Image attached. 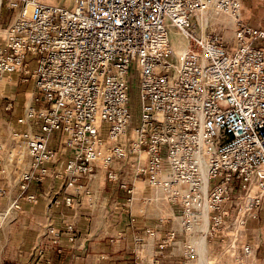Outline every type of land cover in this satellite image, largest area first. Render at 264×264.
Instances as JSON below:
<instances>
[{
  "label": "built area",
  "instance_id": "1",
  "mask_svg": "<svg viewBox=\"0 0 264 264\" xmlns=\"http://www.w3.org/2000/svg\"><path fill=\"white\" fill-rule=\"evenodd\" d=\"M244 1L0 0V11L15 12L0 36V72L37 89L27 128L12 131L13 149L0 163L2 179L9 166L18 172V194L0 211V232L23 200H38L33 186L50 177L63 182L51 207L72 206L81 189L91 197L88 182L100 166L131 203L136 187L114 163L132 160L133 175L178 210V228L160 248L182 234L181 263L195 260L192 234L207 213V238L222 242L234 264H249L248 223L264 224V27L245 21ZM213 14L231 17L232 41L211 28ZM171 28L187 39L180 52ZM132 79L140 105L135 124ZM44 234L61 254L60 238L74 241L77 228L49 222ZM37 251L44 256L43 246Z\"/></svg>",
  "mask_w": 264,
  "mask_h": 264
},
{
  "label": "crops",
  "instance_id": "2",
  "mask_svg": "<svg viewBox=\"0 0 264 264\" xmlns=\"http://www.w3.org/2000/svg\"><path fill=\"white\" fill-rule=\"evenodd\" d=\"M258 1H244L242 17L251 25L264 27V22L251 19V14L255 17L260 13L258 5H253ZM231 20L227 23L232 24ZM36 92L33 81L22 82L17 73L0 72L1 163L6 162L3 147L13 144L12 131L27 128L26 111ZM64 155L67 153H63L61 165ZM8 169L5 178L0 175V187L6 188L5 194L0 195V211L6 209L18 194L15 186L18 172L13 166ZM130 183L135 185L136 194L128 203L126 193L108 180L106 182V176L97 170L88 182L91 197L81 189L80 193L73 192L75 203L72 206L61 204L52 207L51 198L62 191V180L50 177L45 183L34 185L32 190L37 193L38 200L34 203L23 200L22 209L9 216L0 232V264H46L45 258L53 264H159L157 260L162 264H187L181 263L186 236L179 235L168 248L159 247L167 232L178 228V210L159 192L149 188L146 182L135 180ZM49 222L59 228L72 223L77 228L74 241H69L66 236L60 238L61 254L56 253V247L45 237ZM260 222L251 219L248 228L255 229ZM147 230L156 231V236H150ZM40 246L45 248L43 257L37 251ZM33 253L34 259H38L36 263L29 262Z\"/></svg>",
  "mask_w": 264,
  "mask_h": 264
},
{
  "label": "rangeland",
  "instance_id": "3",
  "mask_svg": "<svg viewBox=\"0 0 264 264\" xmlns=\"http://www.w3.org/2000/svg\"><path fill=\"white\" fill-rule=\"evenodd\" d=\"M41 1L48 3V4H64V0H41ZM253 5L254 6L258 5L260 13L255 12L256 13L255 17L251 14V19L257 22L259 21L264 22V0H260L258 1V4L254 3ZM71 6L69 7L71 8ZM14 17H15V12L9 11L5 7L1 9L0 11V36L1 37H4L6 33V28L8 24L13 20ZM201 18H204V16H201ZM209 18H210V15L209 16L207 15V20ZM227 20L228 21L231 20V17L229 15L213 14L210 18L211 28H213L216 31H220L221 33L224 34L225 38L228 41H232L233 32H234V24L233 23L228 24ZM195 21L196 20H193V23H195ZM231 21L233 22V20ZM170 40H171V44L174 50H177L180 47L184 48L187 45V39L182 34H180L176 28L170 29ZM171 60L177 61L178 60L177 55L174 54L171 57ZM131 100H132V111H133L132 124H135L139 120L140 105H139L138 87L133 79H132ZM10 149H13V144L9 145L8 147H3L2 150L6 153L4 154L6 157L9 154ZM131 161L132 160H128V161L116 160L114 163V167H116L119 170V172L122 175V178L125 181L131 182V181L139 180L142 182H146L145 179H143L142 177H136L135 175H133L132 170H131ZM5 163L3 162V165H5ZM13 169L15 170V166H13ZM98 170L99 171L101 170L103 172V175L106 176L107 169L105 167L101 166L98 168ZM11 173L12 175H14L13 171H11ZM13 177H15V175ZM106 182H107V176H106ZM170 225L173 226V224H170ZM205 225L207 227V230L205 232V236L203 239L202 233L204 231ZM247 229L248 230L245 232L243 238L247 243L253 246V250H254L253 255L248 260V263L249 264H264V259L262 257V244L264 243V224L260 222L255 227V229H252V228L251 229L247 228ZM207 232H208V217L206 219L204 216L203 220H201L200 223L196 225L195 230L192 234V238L195 239L196 249L199 255L195 260L189 261L187 264H234V258H232L230 255L224 252L222 242L210 241V239L207 238ZM182 254H183V251H182ZM30 260L29 262H34V263L38 261V259H36L37 261L34 259V253L32 255V261ZM21 264H27V263H21Z\"/></svg>",
  "mask_w": 264,
  "mask_h": 264
},
{
  "label": "bare ground",
  "instance_id": "4",
  "mask_svg": "<svg viewBox=\"0 0 264 264\" xmlns=\"http://www.w3.org/2000/svg\"><path fill=\"white\" fill-rule=\"evenodd\" d=\"M178 49H179V50H178ZM178 49H177V51L180 52V51L183 49V47H182V48L180 47V48H178ZM204 216H205V218L207 219V217H208V216H207V213H206ZM206 230H207V227H206V225H205V227H204V231H203V233H202V238H203V239H204V236H205V232H206Z\"/></svg>",
  "mask_w": 264,
  "mask_h": 264
}]
</instances>
